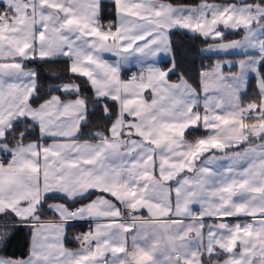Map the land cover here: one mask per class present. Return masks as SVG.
<instances>
[{"label": "snow or ice", "instance_id": "snow-or-ice-1", "mask_svg": "<svg viewBox=\"0 0 264 264\" xmlns=\"http://www.w3.org/2000/svg\"><path fill=\"white\" fill-rule=\"evenodd\" d=\"M24 229L0 264H264V0H0V252Z\"/></svg>", "mask_w": 264, "mask_h": 264}, {"label": "trees", "instance_id": "trees-1", "mask_svg": "<svg viewBox=\"0 0 264 264\" xmlns=\"http://www.w3.org/2000/svg\"><path fill=\"white\" fill-rule=\"evenodd\" d=\"M176 2L195 5L200 2V0H176ZM172 39L177 48L178 55H186L188 59L185 61L186 63L191 64L193 61L199 66L200 62L207 64L212 61H215L218 57L215 56H202L200 54V49H202L206 44L201 38H194L191 35L185 34L181 31H176L172 36ZM29 67H35V65H29ZM44 69L58 70L60 74H63V71L66 67L65 62L60 61L57 64L53 65H43ZM40 83L46 88L49 84L53 83L51 80H47L44 78V71H41ZM248 94L249 96L253 95L256 91L255 83L256 79L251 78L248 81ZM87 87V85H85ZM58 94V93H53ZM199 132H193L192 135L196 136ZM79 227L73 226L70 228L69 233L79 232ZM27 243L28 238L23 231H19L16 233L11 243L7 246L6 250H4V256L11 258H20L27 253Z\"/></svg>", "mask_w": 264, "mask_h": 264}, {"label": "crops", "instance_id": "crops-1", "mask_svg": "<svg viewBox=\"0 0 264 264\" xmlns=\"http://www.w3.org/2000/svg\"><path fill=\"white\" fill-rule=\"evenodd\" d=\"M181 32H183V31H181ZM183 33H185V32H183ZM232 38H237V36L235 35V34H233V33H229L228 35H227V39L228 40H230V39H232ZM206 46V45H205ZM204 46V47H205ZM203 47V48H204ZM204 56H215V57H217L216 55H208V54H204ZM228 59H239L240 57L239 56H236V55H229L228 57H227ZM108 59H112V57H108ZM161 59V62L163 63V62H165L166 61V57H161L160 58ZM138 70V66L137 65H135V63L133 62L132 64H130V65H128V66H126L125 67V70H124V72H123V75L124 74H126V73H129V72H135V71H137ZM234 71H236V70H238V69H233ZM255 78V75L254 74H249V79H251V78ZM174 79V78H173ZM249 81V80H248ZM255 87H256V83H255ZM203 132V129H201V130H199V134L200 133H202ZM198 134V135H199ZM74 226H76V227H79V229H80V231L79 232H76V233H69V230H70V228L68 229V237H69V242H68V244H67V246L69 247V248H73V249H75L76 247H77V244L72 240V237H74V236H77L78 234H80V232L84 229V228H88L89 227V225H88V223L87 222H75V224H74ZM25 234H26V236H27V229H24V230H22ZM28 238V237H27ZM27 254V253H26ZM0 255H4V251L3 252H0Z\"/></svg>", "mask_w": 264, "mask_h": 264}, {"label": "built area", "instance_id": "built-area-1", "mask_svg": "<svg viewBox=\"0 0 264 264\" xmlns=\"http://www.w3.org/2000/svg\"><path fill=\"white\" fill-rule=\"evenodd\" d=\"M132 72L126 73L124 74L125 77L131 75ZM88 230V228H84L80 233L86 232Z\"/></svg>", "mask_w": 264, "mask_h": 264}, {"label": "rangeland", "instance_id": "rangeland-1", "mask_svg": "<svg viewBox=\"0 0 264 264\" xmlns=\"http://www.w3.org/2000/svg\"><path fill=\"white\" fill-rule=\"evenodd\" d=\"M232 39H236V38H232ZM232 39H230V40H232ZM206 54H208V55H213V54H210V53H206Z\"/></svg>", "mask_w": 264, "mask_h": 264}]
</instances>
